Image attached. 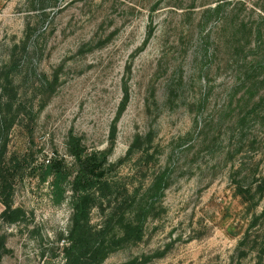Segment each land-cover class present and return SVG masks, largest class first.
Listing matches in <instances>:
<instances>
[{
	"label": "rangeland",
	"instance_id": "1",
	"mask_svg": "<svg viewBox=\"0 0 264 264\" xmlns=\"http://www.w3.org/2000/svg\"><path fill=\"white\" fill-rule=\"evenodd\" d=\"M70 134L100 264H264V0H0V264L64 263Z\"/></svg>",
	"mask_w": 264,
	"mask_h": 264
},
{
	"label": "trees",
	"instance_id": "2",
	"mask_svg": "<svg viewBox=\"0 0 264 264\" xmlns=\"http://www.w3.org/2000/svg\"><path fill=\"white\" fill-rule=\"evenodd\" d=\"M220 4L216 5V9L221 7ZM66 144L69 154L75 159L78 167L72 184L71 225L63 246V264H100L115 249L116 244L126 238L129 227L137 223L133 220L126 221L124 225L127 227L122 229V235L119 236L109 235L106 225L99 227L92 225L90 220L92 194L86 189L85 183L92 177L102 176L101 160L95 152H86L85 145L78 136L70 134ZM48 177L51 178L55 195L62 193V184L67 178L62 160L53 159L48 162L43 174H40V180L45 181ZM3 204L5 208L0 216L12 222L19 220L21 210L12 208L6 200ZM1 254L0 252V259Z\"/></svg>",
	"mask_w": 264,
	"mask_h": 264
}]
</instances>
